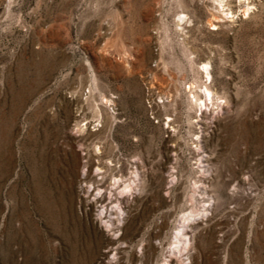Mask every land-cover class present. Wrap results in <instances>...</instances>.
Here are the masks:
<instances>
[{
    "label": "rangeland",
    "instance_id": "374dc122",
    "mask_svg": "<svg viewBox=\"0 0 264 264\" xmlns=\"http://www.w3.org/2000/svg\"><path fill=\"white\" fill-rule=\"evenodd\" d=\"M242 1L0 0V264H264V0Z\"/></svg>",
    "mask_w": 264,
    "mask_h": 264
},
{
    "label": "bare ground",
    "instance_id": "6f19581e",
    "mask_svg": "<svg viewBox=\"0 0 264 264\" xmlns=\"http://www.w3.org/2000/svg\"><path fill=\"white\" fill-rule=\"evenodd\" d=\"M214 1H216L217 4H218V5L216 4V5H217V8H216V9L219 11V13L221 12V13H222L223 15H225V16H226L227 14H232V11L230 10V8H229V7L226 8V5L229 6L228 3H227L228 0H214ZM243 1H244V2H243ZM243 1H242V2H243V6H245V8L242 10V13L245 14L249 9H251L252 6H251V4H250V1H251V0H243ZM246 1H247V2H246ZM241 6H242V5H241ZM215 7H216V6H215ZM213 10H214V9H213ZM216 13H217V12H216ZM221 13H220V14H221ZM217 14H218V13H217ZM217 14H216V15H217ZM217 16H218V15H217ZM217 16H216V17H217ZM232 16H233V15H232ZM180 17H181V16H180ZM216 17H215V18H216ZM181 18H182V17H181ZM218 18H219V16L217 17V20H218ZM220 19H221V18H220ZM180 20H181V19H180ZM215 20H216V19H215ZM213 21H214V20H213ZM211 22H212V21H211ZM213 23H214V22H213ZM213 25H214V24H213ZM216 26H217V25H216ZM214 28H215V27H214ZM217 28H218V27H217ZM207 65H208V63H205V66H207ZM207 68H208V67H207ZM205 69H206V68H205ZM207 86H208V85H207ZM150 89H151V88H150ZM206 92H207L208 94H210V93H211V89H210L209 87H206ZM85 165H86V164H85ZM87 167H88V166H87ZM87 167H86V168H87ZM82 169H83V168H82ZM84 169H85V168H84ZM83 171H84V170H83ZM84 173H85V172H84ZM82 174H83V173H82ZM136 174H138V173H136ZM86 175H87V174H86ZM139 175H140V174H139ZM137 179H138V177H137ZM135 180H136V179H135ZM136 183H137V181H136ZM138 184H139V183H138ZM136 185H137V184H136ZM137 186H138V185H137ZM139 186H140V185H139ZM139 186H138V187H139ZM81 187H82V186H81ZM203 187H204V186H203ZM89 188H90V187H89ZM83 189H84V188H83ZM86 189H87V188H86ZM206 189H207V188H206ZM90 190H91V188H90ZM86 191H87V190H86ZM87 192H89V190H88ZM98 192H99V191H98ZM83 193H84V192H83ZM95 193H96V192H95ZM205 194H206V193H205ZM98 195H100V194H98ZM102 195H103V194H102ZM111 195H112V194H111ZM111 195H110V197H111ZM116 195H118V194H116ZM84 196H85V195H84ZM87 196H88V195H87ZM112 196H113V195H112ZM88 197H89V196H88ZM102 197H103V196H102ZM102 197H100L99 199H96V198H95L96 200L93 199V201L91 200L90 202H93V203H94L95 201H96V202H100L101 199H102ZM106 197H107V196H106ZM114 197H115V196H113V199H114ZM103 199H104V198H103ZM210 199H211V198H210ZM116 200H117V198H116ZM104 201H105V200H104ZM207 201H209V200H207ZM96 202H95V203H96ZM113 202H114V200H110V201L108 200V202L105 203V205H106V206H105L106 209H104V210H106L105 212H109V210H110L109 213L111 214L112 211L115 210V211H116L115 213H118V210L120 209V207H118V208L115 209V208H114L115 206H114V203H113ZM117 202H118V200H117ZM120 202H121V201H120ZM209 202H211V201H209ZM100 203H101V202H100ZM102 203H103V202H102ZM211 203H212V202H211ZM118 204H119V203H118ZM212 204H213V203H212ZM95 205H97V204H95ZM99 205H100V204H99ZM107 206H108V207H107ZM121 206H122V205H121ZM204 206H205V205H204ZM208 206H209V205H208ZM213 206H214V205H212V207H213ZM109 207H110V209H109ZM210 207H211V206H210ZM210 207H208V209H209ZM101 209H102V208H101ZM193 210H194V209H193ZM210 211H211V210H210ZM102 213H103V212H102ZM187 213H188V212H187ZM104 214H105V213H104ZM107 214H108V213H107ZM113 214H114V213H113ZM184 215H186V214H184ZM207 215H208V214H207ZM111 216H112V215H111ZM109 217H110V216H109ZM190 217H191V216H190ZM112 219H113V218H112ZM191 220H192V219H191ZM109 221H110V220H109ZM113 221H114V220H113ZM111 222H112V221H111ZM112 224H113V223H112ZM156 226H157V225H156ZM182 228H183V227H182ZM182 228H181L180 230H183ZM177 231H178V229H177ZM187 231H188V230H187ZM155 232H156V231H155ZM157 232H158V231H157ZM184 232H185V230H184ZM184 232L181 231V234L179 233V235H180V236H179V243H182V242H184L185 240H188L187 238H185V236H186L188 233L186 234V232H185V233H184ZM192 232H193V231H192ZM159 233H160V232H159ZM177 233H178V232H177ZM193 233H194V232H193ZM193 233H192V234H193ZM192 234H191V235H192ZM151 235H152V234H151ZM147 237H148V236H147ZM155 237H156V236H155ZM177 237H178V235H177ZM177 237H176V239H177ZM191 237H193V236H191ZM191 237H190V239H192ZM188 238H189V237H188ZM145 239H146V238H145ZM148 239H149V238H148ZM149 240H150V239H149ZM159 240H160V238H159ZM192 240H193V239H192ZM162 241H163V240H162ZM175 241H176V240H175ZM177 241H178V240H177ZM143 242H144V241H143ZM143 242H142V243H143ZM146 242H147V241H146ZM163 242H164V241H163ZM173 242H174V241H173ZM191 242H192V241H191ZM157 243H158V242H157ZM147 244H148V242H147ZM177 244H178V243H177ZM143 245H144V244H143ZM148 245L151 246V243L148 244ZM173 245H174V244H173ZM175 245H176V243H175ZM184 245L187 246V244H184ZM162 246H163V245H162ZM193 246H194V244H193ZM141 247H142V246H141ZM158 247H159V246H158ZM177 247H178V246H177ZM179 247H180V248H179L180 250L183 248L182 245H180ZM187 247H188V246H187ZM187 247H186V248H187ZM144 248H146V246H145ZM148 248H149V247H148ZM159 248H160V247H159ZM161 248H162V247H161ZM163 248H164V247H163ZM171 248H172V247H171ZM171 248H170V249H171ZM193 248H195V247H193ZM172 249H173V248H172ZM183 249H184V248H183ZM183 249H182V250H183ZM190 249H191V248H190ZM139 250H140V249H138V251H139ZM156 250H157V249H156ZM161 250H162V249H161ZM138 251H137V252H138ZM141 251H142V250H141ZM147 251H148V250H147ZM153 251H154V250H153ZM150 252H151V251H150ZM162 252H163V251H162ZM144 253H145V251H144ZM152 254H153V253H152ZM142 255H143V253H142ZM144 255H145V254H144ZM153 255H154V254H153ZM146 256H147V255H146ZM189 256H190V255H189ZM193 256H196V255L194 254ZM197 257H198V256H197ZM189 258H190V257H189ZM195 258H196V257H195ZM141 259H142V258H141ZM145 259H146V257H145ZM165 259H167V257H166ZM153 260H154V259H153ZM195 260H196V259H195ZM140 262H141V261H140ZM142 262H143V261H142ZM152 262H153V261H152ZM157 262H158V259H157ZM191 262H192V261H191ZM144 263H145V262H144ZM154 263H156V261H155ZM141 264H142V263H141ZM165 264H167V262H166ZM171 264H172V263H171Z\"/></svg>",
    "mask_w": 264,
    "mask_h": 264
}]
</instances>
